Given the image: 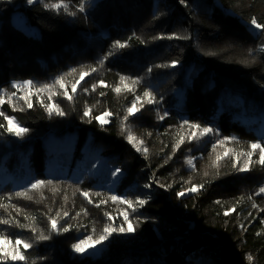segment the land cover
Masks as SVG:
<instances>
[{
	"label": "trees",
	"instance_id": "1",
	"mask_svg": "<svg viewBox=\"0 0 264 264\" xmlns=\"http://www.w3.org/2000/svg\"><path fill=\"white\" fill-rule=\"evenodd\" d=\"M61 2L75 15L44 7ZM14 14L22 18L23 29L13 23ZM253 17L264 24V0H37L31 5L0 0V94L17 93V110L5 102L0 111L29 129L22 139L0 129V204L7 206L0 208V219L13 222L0 224V235L33 243L31 249L21 248L26 264H264V193L257 195L264 186V167L256 163L258 150L250 170H238L248 159L241 153L251 150L249 144L264 143L251 121L264 113V35L250 24ZM116 41L128 46L113 49ZM92 67L97 70L90 72ZM72 69L77 71L67 75ZM81 71L90 74L73 94L71 83ZM61 76L71 100L59 85L12 88L24 81L42 87ZM121 76L131 78L127 88ZM144 91H151L156 103L141 101V110L126 123L144 141L147 155L127 141L122 125L127 107ZM21 96L33 106L28 108ZM49 104L64 114L49 115ZM87 108L90 116L84 115ZM105 110L113 115L101 126L92 117ZM185 121L218 134L189 142L192 130ZM0 123H5L2 116ZM70 132L77 135L76 153L98 150L122 170L113 189L86 175L70 179L46 169L43 139ZM180 136L184 142L174 149ZM225 138L233 139L218 143ZM2 176L14 179L3 181ZM36 180L52 183L29 191L32 200L15 195ZM198 184H203L198 192L188 191ZM81 191L89 192L92 203ZM113 195L147 203L133 212L112 201ZM49 217L57 219L58 228L70 230L39 240L51 232ZM129 224L134 231L114 232L98 259L80 257L72 249L107 225L127 229Z\"/></svg>",
	"mask_w": 264,
	"mask_h": 264
},
{
	"label": "snow or ice",
	"instance_id": "2",
	"mask_svg": "<svg viewBox=\"0 0 264 264\" xmlns=\"http://www.w3.org/2000/svg\"><path fill=\"white\" fill-rule=\"evenodd\" d=\"M37 2V0H27V3L29 5L33 4ZM42 2V0H41ZM183 2V0H182ZM45 8H49L52 10H57L59 11L61 8H63V10L68 14V15H75L74 12L69 11V6L66 3H50V4H44ZM79 11H84V5H80ZM250 24L253 26L254 29L259 30L260 35H264V24L258 23L257 19L255 17H253L250 21ZM159 38H163V37H159ZM169 39L173 38V37H168ZM176 38H180V37H176ZM128 46V44L126 42H121V41H116L113 44V49H123L126 48ZM261 52H264V47H262L260 49ZM113 53L110 51L109 55H112ZM100 63H103V60L100 61ZM176 62H173V66L175 65ZM157 67H161L160 65H158ZM97 69L95 67H92L90 69V72H95ZM152 69H149V72H151ZM77 71V69H72L71 72H69L67 75H72L73 73H75ZM90 73L88 71H81L79 74V79H76L75 81H73L71 83V92L74 94L77 91V88L79 85H81V82L84 81L85 77L87 75H89ZM131 78L129 77H125V76H121L120 77V83L123 84L126 88L128 87L127 84H125V81H129ZM65 77L61 76L58 77L53 84H45L42 87L41 86H36L33 84L32 81H24L22 83H13L12 88L14 89H24V88H28L31 89L32 87H37L38 90H44V89H52L54 88L56 85H59L60 89H65L64 91V96L68 99L71 100L72 99V95H70L67 92L66 89V85L64 83ZM101 85L107 87V85L104 83V81H100L99 82ZM131 83L137 84L139 83V80H131ZM97 85L93 84L92 85V90L94 91L96 89ZM84 91H88L87 88L84 89ZM113 91L116 93H119L121 91L120 87H114ZM128 91H132L131 88H128ZM17 93L16 92H12L11 94L7 93L6 91L3 92L2 94H0V105H3L5 102H9L12 104L13 110H17V106L15 101L13 100L14 97H16ZM101 95H104V93H101ZM5 97H7V101L5 99ZM50 98V97H49ZM19 99L24 100V102L27 104L28 108H31L33 105L31 102H29L28 98L26 96H21L19 97ZM148 104H153L156 103L155 97L153 96V93L151 91H144L142 95H137L135 97V99L132 101L131 105L129 107H127L126 109V113L123 117V121H122V125H123V131L126 133V139L127 141L133 145V147H136L137 151H142L145 155H147L148 153V149L146 147H143L144 141L139 139L137 136H135L133 134V132L131 131L130 128L127 127V121L129 120V117L134 116L136 113H138L141 108L143 107V104L141 103V101H145ZM46 110L48 111L49 115H51L53 113V111H55V113L57 115H63L64 113L61 111V109L59 108L58 105H45ZM20 111H23V108L19 109ZM91 113V109L87 108L84 111V115L85 116H90ZM113 115L112 112L105 110L104 112H102L100 115L92 117V119L97 120L101 126H103L104 124L110 123V117ZM0 116L3 117V120L5 123H0V129H3L8 135L10 136H14L17 138L22 139L29 131L28 128L24 127L23 125H21L17 119L15 117L12 116H8L5 115L2 111H0ZM159 119L163 120L164 117L160 116ZM185 124L188 125L189 129H191L192 131L189 132V142H191L193 139H197V138H203L205 136H207L209 133L212 134H218L216 132L215 129L210 128V127H206V126H202L200 124H195V123H190L188 121L184 122ZM181 127L183 128V125H181ZM149 135H151V133H149ZM229 139H233V138H225L222 140H219L218 143L223 145L225 143L226 140ZM184 142V137L180 136L177 143L173 146L174 149L175 148H179L180 144ZM137 144L140 145V147H137ZM251 150L241 153V155L246 156L248 159L245 160V163L242 167H240L238 170L241 172H245V171H249V165L251 163V158L253 156V154H255L258 150V160L256 161V163L260 164L262 167H264V143L261 142H252L249 144L248 146ZM213 150H215V145L213 146ZM228 152L224 153V156H227ZM171 157L169 156V159ZM193 159L194 158H189L187 160V163L189 166H193ZM221 159L220 156L216 157V160L219 161ZM167 162V161H165ZM214 166H218L215 165ZM235 167V165H233ZM119 171V170H116ZM51 181H45V180H36L34 183L31 184V187L28 191L25 192H16L15 195L17 197H23L25 199L28 200H32L33 197L31 195H29V191L32 190H39L43 187H45L48 184H51ZM164 185H161V187H163ZM150 187V185H145V188ZM201 188H203V184H198V185H192V187H190L188 189L189 192L192 193H196L198 192ZM264 193V186L260 187L257 195ZM85 199L88 200L89 203H92V200L88 199L89 198V192L87 191H81L80 193ZM97 196L100 195V193H96ZM178 195H184V192H180L178 193ZM65 199H67V197H65ZM110 199L114 202L118 201L122 204H126L128 206V208L132 209L133 212H135L137 210V206L139 207H143L146 203L147 200L146 199H137L135 201L133 200H128L125 198H121L118 196H111ZM249 199H251V197H249ZM105 201H101V203H104ZM217 203H220L219 201H217ZM100 205L97 204L96 207H99ZM6 205L0 204V208H6ZM15 207V206H13ZM253 208L257 207V205L255 203H253L252 205ZM231 211H235V208L233 207L232 209L226 210L224 212V215L227 216L229 215V213ZM85 214H87L85 212ZM60 215V213H57V217ZM63 215L65 217L68 216V213L65 211L63 213ZM79 215V213L77 214ZM106 216L109 217V219H111V216H109L108 213H105ZM251 215V213L249 214ZM25 219H28V217L26 216ZM50 220V224H51V232L47 235L45 234H41L39 235L38 239L39 240H48L50 239L51 233L55 232L56 234H59L61 231L64 233H67L70 230V226L64 227V226H60L58 228V224H57V219L55 217H49ZM124 220L127 222L128 221V215H124ZM10 223H13L12 221H10L9 219H0V224H5L8 225ZM16 226L19 227H27L26 225H21L18 221L15 222ZM262 223H264V221H262ZM244 226L241 225V228H243ZM31 231H35V228L33 227L31 229ZM93 233H95V229L92 230ZM132 232L134 231V228L131 226V224H129V227L127 229H124L123 227L120 228H114L111 225H107L105 226L100 234L98 236H93V235H88L85 236L83 239L78 240L77 243L72 245V249L74 252L79 253L81 255L84 254H88L89 250H95L97 245L102 244V242H104L105 240H107L114 232ZM33 243H31L30 241L27 240H23L21 238H15L13 241L12 237H8V236H4V235H0V264H7V261L11 260L12 262H22V264H26L27 262V254L26 252H22L21 248L27 250V249H31L33 247ZM247 260L249 262H251L253 260V257L249 254L247 256Z\"/></svg>",
	"mask_w": 264,
	"mask_h": 264
},
{
	"label": "rangeland",
	"instance_id": "3",
	"mask_svg": "<svg viewBox=\"0 0 264 264\" xmlns=\"http://www.w3.org/2000/svg\"><path fill=\"white\" fill-rule=\"evenodd\" d=\"M13 23L22 29L25 27L22 18L18 14L13 15ZM251 121L256 122L255 131L264 141V113L258 117L251 118ZM76 141L77 135L75 132L64 135L49 134L45 136L42 145L46 152V169L58 176L70 179H80L81 176L86 175L98 184L113 189L123 174L122 170L108 162L105 157L100 155L98 150L84 148L81 153H76ZM24 164L25 162H23ZM2 177L3 181L14 179L13 176ZM27 178L29 177L27 176ZM105 246L106 244L102 242V244L96 246L95 250H89L88 254L79 255L80 257L89 256L90 259H98ZM7 264H14V262ZM15 264H22V262L17 261Z\"/></svg>",
	"mask_w": 264,
	"mask_h": 264
}]
</instances>
